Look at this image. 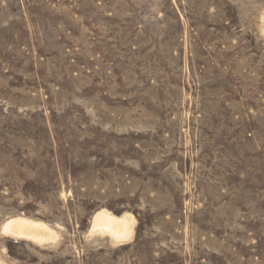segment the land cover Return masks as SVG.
I'll list each match as a JSON object with an SVG mask.
<instances>
[{"label":"rangeland","instance_id":"rangeland-1","mask_svg":"<svg viewBox=\"0 0 264 264\" xmlns=\"http://www.w3.org/2000/svg\"><path fill=\"white\" fill-rule=\"evenodd\" d=\"M0 264H264V0H0Z\"/></svg>","mask_w":264,"mask_h":264},{"label":"bare ground","instance_id":"bare-ground-1","mask_svg":"<svg viewBox=\"0 0 264 264\" xmlns=\"http://www.w3.org/2000/svg\"><path fill=\"white\" fill-rule=\"evenodd\" d=\"M133 221L135 220L131 214L117 216L110 211L102 209L96 212L93 217L91 232L107 233L117 241L125 240L133 232ZM15 224L22 229H32L39 232L41 230L47 231L50 233L51 239L56 238V232L43 222L21 219L16 220Z\"/></svg>","mask_w":264,"mask_h":264}]
</instances>
